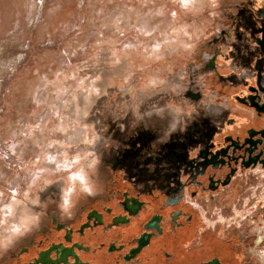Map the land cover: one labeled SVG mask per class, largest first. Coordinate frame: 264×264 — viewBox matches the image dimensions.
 I'll return each mask as SVG.
<instances>
[{"label":"rangeland","instance_id":"obj_1","mask_svg":"<svg viewBox=\"0 0 264 264\" xmlns=\"http://www.w3.org/2000/svg\"><path fill=\"white\" fill-rule=\"evenodd\" d=\"M253 88L264 0H0V262L116 179L186 184L184 162L264 126ZM185 200L199 228L174 244L210 233L264 264L263 163Z\"/></svg>","mask_w":264,"mask_h":264},{"label":"flooded vegetation","instance_id":"obj_2","mask_svg":"<svg viewBox=\"0 0 264 264\" xmlns=\"http://www.w3.org/2000/svg\"><path fill=\"white\" fill-rule=\"evenodd\" d=\"M251 90L242 102L253 99L263 107ZM223 142L207 145L200 160L183 163L193 175L180 188L121 178L68 216L52 210L46 224L0 264H244L243 247L211 241L210 233L201 244H174L187 231L196 236L199 228L186 205L187 189L216 190L231 183L238 167L264 164V126L249 129L245 137L225 136Z\"/></svg>","mask_w":264,"mask_h":264},{"label":"water","instance_id":"obj_3","mask_svg":"<svg viewBox=\"0 0 264 264\" xmlns=\"http://www.w3.org/2000/svg\"><path fill=\"white\" fill-rule=\"evenodd\" d=\"M251 106L254 107L259 113L261 112L264 113V106L261 107L260 105H257L256 103L253 102V99H251Z\"/></svg>","mask_w":264,"mask_h":264},{"label":"crops","instance_id":"obj_4","mask_svg":"<svg viewBox=\"0 0 264 264\" xmlns=\"http://www.w3.org/2000/svg\"><path fill=\"white\" fill-rule=\"evenodd\" d=\"M253 123H257L255 119H254V122ZM253 123H252V120H251V126L252 127H256V126L253 125Z\"/></svg>","mask_w":264,"mask_h":264}]
</instances>
